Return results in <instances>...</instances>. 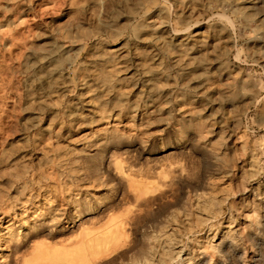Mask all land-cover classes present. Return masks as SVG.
I'll list each match as a JSON object with an SVG mask.
<instances>
[{"label": "rangeland", "instance_id": "rangeland-1", "mask_svg": "<svg viewBox=\"0 0 264 264\" xmlns=\"http://www.w3.org/2000/svg\"><path fill=\"white\" fill-rule=\"evenodd\" d=\"M0 264H264V0H0Z\"/></svg>", "mask_w": 264, "mask_h": 264}]
</instances>
